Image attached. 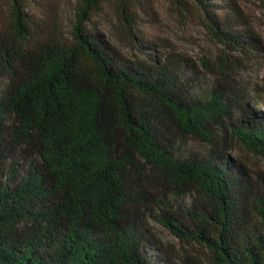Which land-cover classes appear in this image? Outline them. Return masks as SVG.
I'll return each mask as SVG.
<instances>
[{"label":"trees","instance_id":"16d2710c","mask_svg":"<svg viewBox=\"0 0 264 264\" xmlns=\"http://www.w3.org/2000/svg\"><path fill=\"white\" fill-rule=\"evenodd\" d=\"M167 1L222 46L205 96L173 55L131 60L89 26L110 9L144 53L145 0H0V264H171L150 222L197 248L177 264H264V183L228 153L264 160V113L232 86L264 44L239 0Z\"/></svg>","mask_w":264,"mask_h":264},{"label":"rangeland","instance_id":"374dc122","mask_svg":"<svg viewBox=\"0 0 264 264\" xmlns=\"http://www.w3.org/2000/svg\"><path fill=\"white\" fill-rule=\"evenodd\" d=\"M67 1V0H66ZM146 10L144 18L135 26L139 50H130L124 44H118L116 32L113 28L115 19L110 9L105 14L97 16L89 24L111 45L116 46L131 60H147L148 55L167 58L173 55L181 64L184 82L193 97L205 96L216 81V75L207 68L203 61L217 69L222 46L218 44L208 30L198 24L178 21L169 13L167 0H145ZM239 5L250 23V28L259 36L264 44V5L259 0H239ZM69 17V16H68ZM236 57V54H233ZM242 65L235 68V77L232 86L247 93V103L250 108L264 113V52L258 56L243 58ZM229 155L243 164L254 181L264 183V160L248 151L240 142H230ZM185 154L197 152L206 154L210 147L197 141H190L182 146ZM154 239L157 243L149 248L156 262H166L163 257L169 258L171 264H177L185 257L187 251L195 254V249L182 245L169 231L160 227L156 222H150ZM157 247L167 251L162 257ZM168 261V260H167ZM166 264V263H165Z\"/></svg>","mask_w":264,"mask_h":264}]
</instances>
